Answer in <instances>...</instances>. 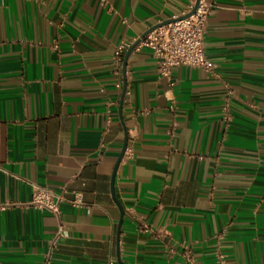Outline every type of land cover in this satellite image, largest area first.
<instances>
[{
	"label": "crops",
	"instance_id": "obj_1",
	"mask_svg": "<svg viewBox=\"0 0 264 264\" xmlns=\"http://www.w3.org/2000/svg\"><path fill=\"white\" fill-rule=\"evenodd\" d=\"M206 1L212 68L164 77L114 52L190 0H0V264H264V0ZM34 185L83 193L55 244Z\"/></svg>",
	"mask_w": 264,
	"mask_h": 264
},
{
	"label": "built area",
	"instance_id": "obj_2",
	"mask_svg": "<svg viewBox=\"0 0 264 264\" xmlns=\"http://www.w3.org/2000/svg\"><path fill=\"white\" fill-rule=\"evenodd\" d=\"M195 11L184 18H179L190 12L194 7ZM212 12V4L206 0H190L189 7L179 15H174L172 21L162 24L150 31L142 40L141 44L149 47L158 64L160 75L169 77L172 68L179 65L202 67L206 70L212 68V64L206 58L204 34L208 18ZM128 44L118 45L114 52V61L121 67L123 55ZM117 86L121 88V83ZM68 200L73 206L84 205L83 193L81 191H70L67 188L56 192L49 187L34 185L31 199L28 204L41 210L53 213L59 220V226L55 234L53 244L60 236L66 234L61 221L62 202ZM187 264H193L190 253L186 254ZM217 264H228L223 254H219Z\"/></svg>",
	"mask_w": 264,
	"mask_h": 264
},
{
	"label": "water",
	"instance_id": "obj_3",
	"mask_svg": "<svg viewBox=\"0 0 264 264\" xmlns=\"http://www.w3.org/2000/svg\"><path fill=\"white\" fill-rule=\"evenodd\" d=\"M195 8L196 6L190 11L188 12L187 14L185 15H181L179 16L177 19L179 18H184V17H187L189 15H191L194 11H195ZM173 19L172 18H168L162 22H159L158 24L150 27L148 30H146L131 46H129L127 48V50L125 51V55H124V60H123V71L125 72L126 71V63H127V60H128V57L131 53V51L136 47V45L138 43L141 42V40L150 32L152 31L154 28L162 25V24H165L169 21H172ZM125 92H126V85L124 84V88H123V91H122V97H121V102L123 101V98H124V95H125ZM127 142H128V135L126 134L125 135V139H124V143H123V146H122V150L120 152V155L116 161V164L114 166V170L112 172V176H111V190H112V195H113V198L115 199L117 205L119 206L120 208V212H121V216H120V219H119V223H118V229H117V239L119 240L120 239V231H121V227H122V222H123V217H124V210L122 208V206L120 205V203L118 202L116 196H115V192H114V179H115V175H116V171H117V168H118V165L122 159V157L124 156L125 154V151H126V146H127ZM124 264V263H122Z\"/></svg>",
	"mask_w": 264,
	"mask_h": 264
}]
</instances>
